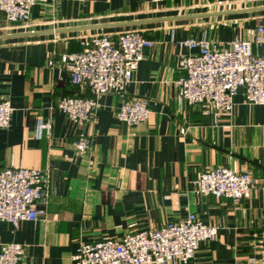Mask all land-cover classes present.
I'll return each instance as SVG.
<instances>
[{"label":"crops","instance_id":"obj_1","mask_svg":"<svg viewBox=\"0 0 264 264\" xmlns=\"http://www.w3.org/2000/svg\"><path fill=\"white\" fill-rule=\"evenodd\" d=\"M264 0H37L30 22H9L0 11V100L14 108L0 129V165L47 174L48 197L37 221H0V247L24 245V264H77L83 242L119 239L196 213L217 228L200 243L196 264H264V104L234 96L232 114L215 118L203 104L178 97V62L187 38L221 47L253 40ZM139 30L154 44L133 63L122 93L98 97L95 121L80 126L57 107L67 95L91 96L71 82L64 54L79 52L96 34ZM261 51V49L256 48ZM145 99L150 116L118 119L124 100ZM52 129L37 137L38 119ZM92 133L79 153L75 141ZM250 171L249 199L201 194L196 180L208 168ZM171 264V263H170Z\"/></svg>","mask_w":264,"mask_h":264},{"label":"built area","instance_id":"obj_2","mask_svg":"<svg viewBox=\"0 0 264 264\" xmlns=\"http://www.w3.org/2000/svg\"><path fill=\"white\" fill-rule=\"evenodd\" d=\"M36 1L0 0V11L9 22L25 25L30 22ZM153 44L139 30L121 32L117 39L110 34L85 37L83 48L64 54L62 62L70 72L72 84L88 89L92 95H67L57 107L80 126L94 122L98 97L124 92L131 80L133 63L142 60ZM177 44L190 50L178 62L185 72L176 81L180 99L192 105L203 104L215 118L233 113L234 96L241 91L247 102L264 104V20L259 22L253 40L236 39L212 47L207 40L187 38ZM13 111L9 99L0 100V129L10 126ZM117 116L134 125L149 118L150 108L145 99L132 98L121 103ZM51 129L50 122L38 119V138ZM74 144L80 154L86 152L93 145L92 133L82 134ZM46 181L44 170L0 165V221L14 226L26 220L37 221L43 213L39 204L48 197ZM196 185L201 194L229 198L236 203L249 199L257 186L250 171L236 172L222 165L203 171ZM216 237L215 226L202 221L196 213H189L181 220L127 233L119 239L83 242L77 250V264H196L200 243ZM24 252L23 244L7 243L0 247V264H24Z\"/></svg>","mask_w":264,"mask_h":264}]
</instances>
